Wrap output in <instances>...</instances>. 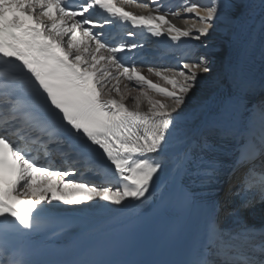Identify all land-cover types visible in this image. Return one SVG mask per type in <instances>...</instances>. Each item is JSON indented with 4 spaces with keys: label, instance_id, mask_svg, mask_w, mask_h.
Returning <instances> with one entry per match:
<instances>
[{
    "label": "snow or ice",
    "instance_id": "6c2138e0",
    "mask_svg": "<svg viewBox=\"0 0 264 264\" xmlns=\"http://www.w3.org/2000/svg\"><path fill=\"white\" fill-rule=\"evenodd\" d=\"M151 2L154 12L137 15L115 0H86L79 11L66 0H0V226L14 225L23 234L46 214L66 211L65 205L103 218L143 204L171 163L172 231L183 235L185 248L179 264H264V229L248 226L241 215L257 197L264 204V170L254 163L264 156V101L248 107L238 86L243 69H234L227 84L218 78L216 102L204 101L189 113L184 109L198 77L212 71L209 55L182 60L179 71L149 68L170 85L162 87L119 58L142 45L106 42L100 29L111 21L84 17L99 8L154 36L191 38L207 49L217 23L227 30L250 16L253 5L211 0L203 12L198 4L185 5L197 22L180 28L160 12L159 0ZM121 78L142 89L134 108L124 102ZM141 96L147 111L140 110ZM58 159L69 167L56 166ZM77 174L81 179H67ZM228 217L235 226H226ZM8 243L0 227V264L5 257L7 264H27L19 249L9 252Z\"/></svg>",
    "mask_w": 264,
    "mask_h": 264
},
{
    "label": "bare ground",
    "instance_id": "6f19581e",
    "mask_svg": "<svg viewBox=\"0 0 264 264\" xmlns=\"http://www.w3.org/2000/svg\"><path fill=\"white\" fill-rule=\"evenodd\" d=\"M139 1H149V9L140 11L124 3H120L119 7H123L126 11L137 15H147L150 12H154L155 5L152 4L151 0ZM197 2L199 6L207 7L210 5L211 0H159V3L162 5L160 12L167 13V18L177 27L186 28L190 24L197 22V20L194 14H187L184 11V7L185 5ZM249 2L253 5L251 15L237 20L234 24L228 26L227 30H225L224 24L217 23L207 38L209 41L207 49L201 47L199 41L192 40L191 38H182L181 41L177 42L172 41L165 34L158 37V49L152 50L146 46L144 40L142 41L141 34L132 37L127 43L142 45V47L132 50L136 54L135 56L140 58V62L136 67L141 69L143 75L159 83L162 87H170L160 77L149 73L148 69L170 68L179 71L182 60L194 62L195 59H185L180 52L169 51L168 48L171 46L182 49L194 48L199 51V56L207 54L214 61L220 59L223 61L224 66L221 69H217L219 71L217 74H213L214 71L212 70V73H202L198 77L197 87L190 93L189 102L185 105V111L189 113L193 112L204 101L215 103L219 98L217 79L219 78L221 82L227 84L228 75L238 67L243 69L238 86L244 90L248 107H251L252 104H259L261 101H264V87H261V84L264 83V28L261 26L262 18H264V7H262V0H249ZM177 10H179V14L172 15ZM199 10L203 12L204 9L199 7ZM202 39L204 38L202 37ZM114 85L115 81H112L109 87H113ZM120 87L125 97V104L130 108H134L136 106L134 97L141 95L142 89L125 78H121ZM149 94L155 99L171 102L167 97L153 91H150ZM112 95L117 96L114 91ZM117 98L119 99L120 97L117 96ZM149 107L147 99L141 96L140 110L147 111ZM247 115V112L243 113V117H247ZM159 177L156 185H154V192L149 195L143 204L134 202L133 205L114 211L106 217L101 218L89 211H77L73 209V206L68 205L64 206L66 211L49 213L48 215L54 214L68 218L73 230L65 237L64 244L67 246L71 242H77L80 245L84 239L89 240L103 233L111 232L113 227L120 225L126 218L136 215L140 210H142L140 214H143L152 207L160 205L169 196L171 189H173L174 173L171 163H168L167 167L159 174ZM248 216L242 217L243 219H248ZM175 222L176 210L172 198L166 209L145 230L142 238L136 241L137 243H141L136 247L137 250L161 248L163 252L168 254L177 249L183 243L184 237L182 234L172 231ZM226 226L231 227L235 225L232 221L226 224Z\"/></svg>",
    "mask_w": 264,
    "mask_h": 264
},
{
    "label": "rangeland",
    "instance_id": "374dc122",
    "mask_svg": "<svg viewBox=\"0 0 264 264\" xmlns=\"http://www.w3.org/2000/svg\"><path fill=\"white\" fill-rule=\"evenodd\" d=\"M190 1V0H189ZM201 8L202 9H204V8H206V7H202L201 6ZM187 62H189V61H187ZM224 63H223V61L222 60H220V59H217L216 61H214V66H213V74L215 73V74H217V73H219V71H217V69L219 68V69H221L224 65H223ZM216 70V71H215ZM212 73V72H211ZM203 74H206V73H203ZM209 75H211V74H209Z\"/></svg>",
    "mask_w": 264,
    "mask_h": 264
}]
</instances>
